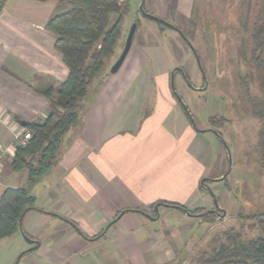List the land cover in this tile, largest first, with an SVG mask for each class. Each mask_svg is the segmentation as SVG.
Instances as JSON below:
<instances>
[{"label":"crops","instance_id":"crops-1","mask_svg":"<svg viewBox=\"0 0 264 264\" xmlns=\"http://www.w3.org/2000/svg\"><path fill=\"white\" fill-rule=\"evenodd\" d=\"M183 1L189 0H179L180 11ZM70 7L58 0L0 5V196L7 187H24L36 197L38 209L22 224L39 247L28 242L25 264H88L86 257L109 245L116 249L111 263L122 251L129 264H161L173 248L167 229L156 224L177 212L191 217L169 203L212 210L202 181L210 187L218 177L204 161L201 138L211 129L199 128L172 94L163 50H137L116 73L104 75L95 99L84 104L83 122L67 133L45 175L30 182L27 169L12 168L14 136L23 123L60 111L44 90L58 88L69 68L47 23ZM146 59L152 72L144 69ZM93 254L91 264H102Z\"/></svg>","mask_w":264,"mask_h":264},{"label":"rangeland","instance_id":"rangeland-1","mask_svg":"<svg viewBox=\"0 0 264 264\" xmlns=\"http://www.w3.org/2000/svg\"><path fill=\"white\" fill-rule=\"evenodd\" d=\"M121 1L127 8L120 40L90 85L84 102L95 99L104 75L113 74L112 68L135 24L137 28L126 63L137 50L144 55L145 48L163 50L170 68L167 82L172 94L182 98L199 128L212 131L204 132L201 138L209 172L218 176L214 179L229 174L223 180H212L210 190L207 189L215 214L202 208L196 209L200 210L196 213L200 215L190 214L188 219L180 212L162 216L156 225L167 229L164 236L171 241L173 250L167 251L159 261L161 264H211L209 261L221 244L226 243L225 233L231 228L240 231L245 239L262 235L257 222L258 216L264 214V168L257 159L262 122L254 116L252 108L263 95L252 80L250 44L242 26L247 17L246 6H242L243 0H189L188 3L183 1L184 8L180 11L179 0ZM145 13L174 25L187 39L176 29L163 27ZM117 17L112 16V23ZM145 61L144 69L152 72L150 59ZM54 112L62 113V110ZM82 122L83 118L80 124ZM215 131L222 140L213 133ZM214 198L220 208H216ZM150 215L152 218L155 213ZM174 230L178 232L173 235ZM28 245L22 233L1 239L0 264H25L29 256L22 253L28 250ZM114 249L109 245L93 253L101 257L102 264L130 263L129 257L120 256L122 251L115 253L119 259L111 263ZM93 253L85 259L88 264L93 263Z\"/></svg>","mask_w":264,"mask_h":264},{"label":"trees","instance_id":"trees-1","mask_svg":"<svg viewBox=\"0 0 264 264\" xmlns=\"http://www.w3.org/2000/svg\"><path fill=\"white\" fill-rule=\"evenodd\" d=\"M58 1L67 2L71 7L50 18L47 27L57 36L55 47L63 55L69 75L58 88L51 86L44 90L47 97L55 99L62 113L52 112L44 120L28 122L25 127L32 132V137L26 146L16 147L12 168L15 171L27 169L30 182H35L53 167L65 136L80 124L90 85L120 40L123 14L127 8L123 7L121 0ZM3 2L5 0H0V5ZM242 6L247 10L242 26L250 44L249 59L254 69L252 80L263 95L253 104L252 111L262 122L257 159L264 168V0H243ZM113 15H118L114 23ZM247 92L250 95V88ZM203 187L205 189V185ZM169 204L193 215L200 212L184 205ZM37 209L36 197L26 188L7 187L0 196V240L19 233L25 215ZM257 222L262 235L245 239L240 231L231 228L225 233L226 243L221 244L209 262L264 264V214L258 216Z\"/></svg>","mask_w":264,"mask_h":264},{"label":"water","instance_id":"water-1","mask_svg":"<svg viewBox=\"0 0 264 264\" xmlns=\"http://www.w3.org/2000/svg\"><path fill=\"white\" fill-rule=\"evenodd\" d=\"M141 8H143V6H142ZM145 15H146L147 17H149V18L155 20V21L162 22V23H164V24H166V25H169V26L172 27V28H176L174 25L168 23L167 21H164V20L160 19L159 17H156V16L151 15V14H148V13H145ZM136 28H137V25L135 24V25L132 27L131 31L129 32L128 37H127V40H126V44H125V47H124V50H123L122 54L120 55L119 59L116 61L115 65H114L113 68H112V72H113V73H116V72L121 68V66L123 65L124 61L126 60V58H127V56H128V53H129V51H130V49H131V47H132V44H133V39H134V35H135ZM176 29H177V28H176ZM178 31H179V33H181V35H182V37H183L184 39H187V38H186V35L183 33V31H181V30H178ZM188 43L192 46V44H191L189 41H188ZM192 47H193V46H192ZM198 61H199V59H198ZM173 75H174V72H173L172 76H173ZM173 82H174V81L172 80V87H174V83H173ZM178 100L180 101V103H181L182 105L184 104V101L182 100V98L179 97ZM183 106H184L185 110L187 111V113L190 115V118L192 119V116H191V114H190L188 108L186 107V105L184 104ZM26 124H27L26 122L23 123L24 126H26ZM214 133L218 136V138H220V139L222 140V136H221L218 132L215 131ZM228 174H229V173H228ZM228 174H226L225 176H223V177H221V178H218V179H212V180H223ZM202 184L205 185V186L210 190V187L208 186V184H207V182H206L205 179L202 181ZM214 200H215V202L217 203V201H216L215 198H214ZM216 208H220L219 205H218V203L216 204ZM157 209H158V205H156V210H157ZM140 212H142V211H140ZM209 212H216V211H214V210H210ZM124 213H125V210H123V211L119 214V216H118L116 219H114V220L112 221V223H114V222H115L120 216H122ZM186 213L190 215L189 212H186ZM147 215L150 216L149 214H147ZM196 215L198 216V215H200V214H196ZM70 223H71L72 225H74V223H72V222H70ZM112 223H110L109 225H107L106 229L109 228L110 225H111ZM20 231H21V233L24 235L25 239H26L29 243H31V244H35V246L32 247L31 249H35V248H38V247H39V242L34 241L32 238L28 237V236L24 233V229H23V224H22V223L20 224ZM23 254H24V253H22V255H23Z\"/></svg>","mask_w":264,"mask_h":264},{"label":"built area","instance_id":"built-area-1","mask_svg":"<svg viewBox=\"0 0 264 264\" xmlns=\"http://www.w3.org/2000/svg\"><path fill=\"white\" fill-rule=\"evenodd\" d=\"M32 137V132L28 130L25 126L22 127L17 133H15V145L26 146Z\"/></svg>","mask_w":264,"mask_h":264},{"label":"flooded vegetation","instance_id":"flooded-vegetation-1","mask_svg":"<svg viewBox=\"0 0 264 264\" xmlns=\"http://www.w3.org/2000/svg\"><path fill=\"white\" fill-rule=\"evenodd\" d=\"M173 29H176V28H173ZM178 31V29H176ZM178 70V69H177Z\"/></svg>","mask_w":264,"mask_h":264}]
</instances>
